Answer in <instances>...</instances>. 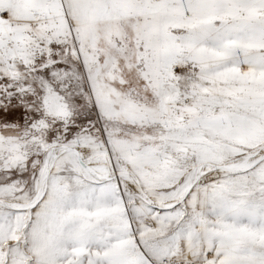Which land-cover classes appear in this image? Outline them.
Segmentation results:
<instances>
[{
  "label": "snow or ice",
  "instance_id": "snow-or-ice-1",
  "mask_svg": "<svg viewBox=\"0 0 264 264\" xmlns=\"http://www.w3.org/2000/svg\"><path fill=\"white\" fill-rule=\"evenodd\" d=\"M0 264H264V0H0Z\"/></svg>",
  "mask_w": 264,
  "mask_h": 264
}]
</instances>
